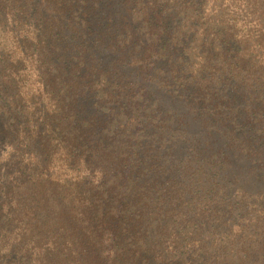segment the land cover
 Here are the masks:
<instances>
[{"label":"trees","instance_id":"trees-1","mask_svg":"<svg viewBox=\"0 0 264 264\" xmlns=\"http://www.w3.org/2000/svg\"><path fill=\"white\" fill-rule=\"evenodd\" d=\"M0 264H264V0H0Z\"/></svg>","mask_w":264,"mask_h":264},{"label":"rangeland","instance_id":"rangeland-1","mask_svg":"<svg viewBox=\"0 0 264 264\" xmlns=\"http://www.w3.org/2000/svg\"><path fill=\"white\" fill-rule=\"evenodd\" d=\"M2 37H5L9 40V42H11L12 40L9 39V37H6L5 34H1ZM24 77H23V87L26 89H32L33 91L37 88V84L34 81L35 80V75L34 74H30L28 72V70L26 72L23 73Z\"/></svg>","mask_w":264,"mask_h":264}]
</instances>
